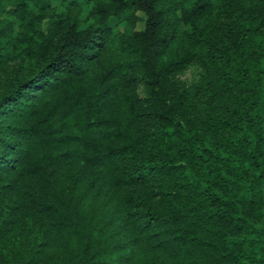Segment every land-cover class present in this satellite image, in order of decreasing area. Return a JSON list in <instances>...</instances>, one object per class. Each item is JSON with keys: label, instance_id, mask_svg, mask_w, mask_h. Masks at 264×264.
I'll return each mask as SVG.
<instances>
[{"label": "trees", "instance_id": "trees-1", "mask_svg": "<svg viewBox=\"0 0 264 264\" xmlns=\"http://www.w3.org/2000/svg\"><path fill=\"white\" fill-rule=\"evenodd\" d=\"M61 1L0 0V264H264V0Z\"/></svg>", "mask_w": 264, "mask_h": 264}, {"label": "rangeland", "instance_id": "rangeland-1", "mask_svg": "<svg viewBox=\"0 0 264 264\" xmlns=\"http://www.w3.org/2000/svg\"><path fill=\"white\" fill-rule=\"evenodd\" d=\"M85 3V2H84ZM54 7H60L62 4L61 0H53L52 2ZM86 8V7H85ZM86 14H88V10H86L85 12ZM48 24V21H44L42 27L46 28ZM113 28H114V32L118 33V32H122V33H132V28L125 22L123 23H113ZM19 64V61H14L12 63H10L7 68L1 69L0 70V92L3 91L4 89V80L6 79L8 73L13 70L16 69L17 66ZM205 74V70L204 68L197 64V63H192L189 66H187L186 68L176 72L173 75V79L177 82H181V83H185L188 86H192L195 84H198L199 81L202 79V77ZM218 95L219 96H223L225 95V89L218 86ZM137 91L140 97H144L147 93L146 90V86L144 83L143 79L139 80L138 86H137ZM18 218H16V223L14 224V228L16 230H18L20 233L25 234V230L23 229L24 227V213L22 211H20L17 214ZM4 242L10 244V240L8 239V237L4 238Z\"/></svg>", "mask_w": 264, "mask_h": 264}]
</instances>
